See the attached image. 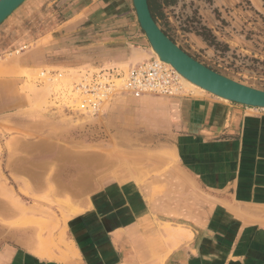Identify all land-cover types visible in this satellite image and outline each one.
<instances>
[{"label":"crops","instance_id":"crops-1","mask_svg":"<svg viewBox=\"0 0 264 264\" xmlns=\"http://www.w3.org/2000/svg\"><path fill=\"white\" fill-rule=\"evenodd\" d=\"M127 5V0H27L19 15L34 22L31 32L0 48V111L7 105L9 80L21 79L23 70L86 60V53L76 59V50L107 45V33L121 30L103 26L108 19L123 17ZM81 34H89V45H76ZM84 36L80 41H86ZM119 50L106 53L107 60L100 63L144 59L139 45ZM196 94L163 99L172 109L169 125L181 131L179 168L169 170L164 180L150 174L93 192L83 212L61 225L58 235H48L62 242L47 253L41 252V233L19 229L18 242L0 246V264H197L194 258L205 252L203 237L209 236L201 235L214 224L233 226V232L211 234L216 251L211 264H257L254 258L264 264V110ZM160 100L145 96L139 101ZM169 231L177 241L172 242ZM250 249L258 254L251 255Z\"/></svg>","mask_w":264,"mask_h":264},{"label":"rangeland","instance_id":"rangeland-1","mask_svg":"<svg viewBox=\"0 0 264 264\" xmlns=\"http://www.w3.org/2000/svg\"><path fill=\"white\" fill-rule=\"evenodd\" d=\"M127 3L123 17L108 19L103 26L107 31L113 27L121 32L107 33L105 46L76 50V59L82 53L88 56L81 64L23 70L21 79L7 82L4 93L8 101L0 111V246L18 242V230L30 228L42 234L41 252L47 253L49 247L62 242L61 237L52 241L48 235L83 212L93 192L115 181L148 179L150 174L164 180L169 170L179 168L181 131L169 125L172 109L163 102L179 97L149 95L160 102L141 104V98L123 96L91 116L78 109V102L68 94L84 68L110 65L100 63L107 60L104 55L108 52L114 55L119 49L139 45L144 59L133 63L156 58L132 0ZM21 10L0 26V48L24 38L31 30L34 22L20 20ZM156 19L164 32L199 62L264 90V0H169L168 5L161 3ZM114 35L120 38L112 41ZM82 36H76V45H89V34L84 36L87 42L80 41ZM112 64L125 69L131 63ZM183 83V95H197ZM203 94L213 96L206 91ZM220 227L226 230L222 233ZM217 232L228 236L233 226L204 228L201 236H209L203 237L205 252L194 258L197 264H211L210 260L216 259L211 234ZM169 238L178 240L172 231ZM250 253L258 254V250L250 249ZM253 261L258 264L257 258Z\"/></svg>","mask_w":264,"mask_h":264},{"label":"built area","instance_id":"built-area-1","mask_svg":"<svg viewBox=\"0 0 264 264\" xmlns=\"http://www.w3.org/2000/svg\"><path fill=\"white\" fill-rule=\"evenodd\" d=\"M185 85L179 73L157 58L131 63L86 67L68 91L78 109L96 116L117 98L136 99L149 95L174 98L183 96Z\"/></svg>","mask_w":264,"mask_h":264},{"label":"water","instance_id":"water-1","mask_svg":"<svg viewBox=\"0 0 264 264\" xmlns=\"http://www.w3.org/2000/svg\"><path fill=\"white\" fill-rule=\"evenodd\" d=\"M27 0H0V26ZM141 30L160 59L181 76L224 101L264 109V90L233 80L196 60L178 46L154 19L149 0H132Z\"/></svg>","mask_w":264,"mask_h":264},{"label":"trees","instance_id":"trees-1","mask_svg":"<svg viewBox=\"0 0 264 264\" xmlns=\"http://www.w3.org/2000/svg\"><path fill=\"white\" fill-rule=\"evenodd\" d=\"M161 3L168 5L169 0H149L150 9H151L152 15H153L154 19L156 20V22H157L156 11H158V9L160 10Z\"/></svg>","mask_w":264,"mask_h":264},{"label":"bare ground","instance_id":"bare-ground-1","mask_svg":"<svg viewBox=\"0 0 264 264\" xmlns=\"http://www.w3.org/2000/svg\"><path fill=\"white\" fill-rule=\"evenodd\" d=\"M153 52L155 53L156 55V58L161 61V62H164L160 59V57L158 56V54L153 50ZM165 63V62H164ZM168 64V63H167ZM170 65V64H169ZM171 66V65H170ZM180 75V74H179ZM181 76V75H180ZM181 79L186 83L188 84L191 88H193L194 92L196 93H205V90L196 86L195 84L191 83L190 81H188L186 78H184L183 76H181Z\"/></svg>","mask_w":264,"mask_h":264}]
</instances>
